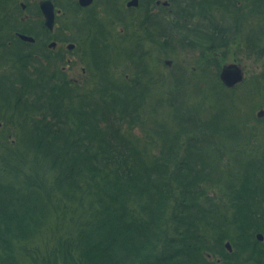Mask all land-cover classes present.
Masks as SVG:
<instances>
[{"label": "trees", "instance_id": "trees-1", "mask_svg": "<svg viewBox=\"0 0 264 264\" xmlns=\"http://www.w3.org/2000/svg\"><path fill=\"white\" fill-rule=\"evenodd\" d=\"M170 1L144 53L103 48L75 79L17 34L38 24L0 11V264H264V77L230 88L208 56L264 0ZM261 22L241 43L257 58ZM165 46L205 62L156 70Z\"/></svg>", "mask_w": 264, "mask_h": 264}, {"label": "flooded vegetation", "instance_id": "flooded-vegetation-1", "mask_svg": "<svg viewBox=\"0 0 264 264\" xmlns=\"http://www.w3.org/2000/svg\"><path fill=\"white\" fill-rule=\"evenodd\" d=\"M42 1L13 0L11 7L0 9V11H15L20 14L21 21L38 24L36 28L40 30V36H34L35 41L32 43L40 48L43 46L50 47L55 54L59 53L63 60L67 58L69 53L78 50L81 54L77 61L90 63L93 62L92 59L94 58L99 60L98 58L105 53L103 48L131 47L136 39H129L133 37L132 27L134 26L131 27V25L133 16L136 13L141 14L143 12L145 14L144 22L147 25L145 24L144 33L148 36V2L145 3L144 9L138 6L139 3L142 5L143 0H139L136 6L129 4L131 0H92L88 4H83L80 0H51L54 3L55 10V24L52 29L46 24V18L41 7ZM166 2L165 6L167 8L163 10L175 11L173 3L171 1ZM183 4L186 6L187 3H181V5ZM193 4L195 5V8H193L195 11H217L214 7V1L207 5L203 0H194ZM243 11H264V6L259 4L256 9L247 8ZM134 12L136 13L134 14ZM61 14L64 15L62 19L59 18ZM61 20L64 21V24ZM121 23L125 28H122ZM60 24L62 27H60ZM57 27H60V30L56 33V37L55 29ZM17 34L22 33L17 32ZM78 36H80V39ZM56 50L58 52H55ZM67 59L71 58L68 57ZM69 61L71 62V60ZM83 71L86 72L85 67H83Z\"/></svg>", "mask_w": 264, "mask_h": 264}, {"label": "rangeland", "instance_id": "rangeland-1", "mask_svg": "<svg viewBox=\"0 0 264 264\" xmlns=\"http://www.w3.org/2000/svg\"><path fill=\"white\" fill-rule=\"evenodd\" d=\"M158 1H160L161 3L159 4ZM166 1H170V0H157L156 4L152 3L151 7H150V1L149 0H143L142 1L143 4L141 5L139 3L138 6L141 9H144L143 7H145V3L148 2V7H150V8H148V17H149L154 13H162L163 11H166V10H163V9L167 8V6H165ZM160 5H163L164 8L160 9ZM245 12H246V15L243 16V19L245 20V25L242 27V30L240 28L239 35L237 36L238 38H236L234 40L235 42H233L228 47L220 46L217 50H213V51L208 53L209 57H212L214 55V58H217V59L220 58L221 59L220 60V63L222 66L221 70L225 64H230V63H237L242 67L243 72H244V79L232 87H235V86L242 84L246 79L248 80V79L254 78L256 76L259 79H262L264 77V55H262V58H257L255 56V53H252L250 51L249 46L241 44L243 42L242 41L243 39H247L249 36H251L250 34L253 33L256 26H258V24H257L258 21H259V24L262 25L261 20L264 19V11H245ZM31 13H32V11H31ZM135 13L136 12H134V14ZM143 14H144L143 12L141 14L136 13L133 16L134 17L133 23L131 25V27L134 26V27H132L133 37H131L129 39L133 40L134 38H136L135 39L136 47L142 46V51L144 53V49L146 47H148V41H147V45H144V43H143L144 39L143 38L145 35L146 36L145 39H148V36L146 33L144 34L147 24L144 22L145 14L144 15ZM256 14L260 15L259 19H258V16L255 17ZM63 16L64 15L61 14L59 18L62 19ZM61 22L64 24L63 20H61ZM149 23H148V25H149ZM241 23L242 22H240V24ZM121 26H122V28H125L122 23H121ZM140 26H143V27L140 28ZM60 27H62L61 24H60ZM60 27H57L55 29L56 30L55 36H56V33L58 32V30H60ZM107 27H110V26H107ZM258 28L262 29L261 27H258ZM59 34H60V32H59ZM78 37L80 39V36H78ZM262 39L263 38L260 37L259 41H261L263 43ZM158 43L160 44L161 41H159ZM224 43H225V40H224ZM157 46H160V45H157ZM166 48H167L166 46L164 48H162V47L160 48L162 51V56L160 58V65L157 66V69H156V70H161L164 73H169L170 69H173L174 66L179 65L180 67H183L184 70L188 71L187 72L188 74H191V72L197 70L200 66V63L203 64L205 62V59H206L205 58L202 60L201 53L198 49H196V51L192 50V49H184V50H177V51L174 50L173 51L172 49H170L171 46L169 47V49H166ZM55 52H58V50H56ZM80 54H81L80 51L74 50L73 53H69V55L67 56V58L68 57L71 58V59H69V60H71V62L67 58H65V60H64L65 61L64 68L66 70L68 69L70 78H74V79L80 78L81 76H84L87 73V70L84 73L83 67H85L88 62L77 61V58L79 59ZM207 59H208V57H207ZM124 62H125V60H124ZM122 64L123 63H121V68H119V71L124 72L126 70L123 68L124 64L123 65ZM71 65H73V66H71ZM221 70H220V72H221ZM242 85L246 86L244 84H242ZM164 87H167V86H164ZM232 87H230V88H232ZM240 89H243V88H240ZM165 104H166L165 102L162 103V105H164V106H165ZM258 108L254 109V113H256V110ZM263 108L264 107H261L257 111V114ZM248 110H251V109H248ZM253 122H255V120H253ZM263 137H264V133H263ZM208 152L211 153V150H209ZM207 157L209 158L210 156H207ZM223 162H224V164L226 162H230V159L229 158L224 159ZM219 173H221V172H218L216 174H219ZM225 186H226L225 184L213 183V186H212L213 195H218L219 193L223 192ZM263 239H261V240H263Z\"/></svg>", "mask_w": 264, "mask_h": 264}, {"label": "water", "instance_id": "water-1", "mask_svg": "<svg viewBox=\"0 0 264 264\" xmlns=\"http://www.w3.org/2000/svg\"><path fill=\"white\" fill-rule=\"evenodd\" d=\"M92 0H80L83 4H88ZM139 0H131L130 5H138ZM160 4L161 2L158 1ZM167 2H165L166 4ZM41 7L43 9V13L46 18V24L47 26L52 29L54 28L55 24V10H54V3L51 0H43L41 2ZM23 40L34 42L35 38L33 36L27 35V34H20L19 35ZM71 47V46H70ZM220 78L221 80L227 85L228 87H232L236 85L237 83L241 82L244 79V72L242 67L237 63H230L225 64L220 72ZM258 117H264V108L261 109L258 112ZM260 239H263V235L258 236ZM229 249L231 250L230 243H227Z\"/></svg>", "mask_w": 264, "mask_h": 264}]
</instances>
